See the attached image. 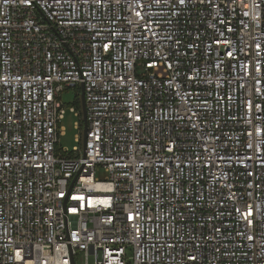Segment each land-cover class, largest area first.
Returning <instances> with one entry per match:
<instances>
[{
    "label": "built area",
    "instance_id": "obj_1",
    "mask_svg": "<svg viewBox=\"0 0 264 264\" xmlns=\"http://www.w3.org/2000/svg\"><path fill=\"white\" fill-rule=\"evenodd\" d=\"M80 258L264 264V0H0V264Z\"/></svg>",
    "mask_w": 264,
    "mask_h": 264
},
{
    "label": "rangeland",
    "instance_id": "obj_2",
    "mask_svg": "<svg viewBox=\"0 0 264 264\" xmlns=\"http://www.w3.org/2000/svg\"><path fill=\"white\" fill-rule=\"evenodd\" d=\"M81 98V88H69L67 91L61 94V101L66 105V113L64 119H62L61 125L64 128V134L60 137V148L65 149L68 152H73L75 148L83 147L84 140V125L83 116L77 115L75 111L71 110V106ZM81 112L80 109H77ZM81 122V128H78V124ZM78 135L81 136V141L78 139ZM78 264H84L82 258L79 259Z\"/></svg>",
    "mask_w": 264,
    "mask_h": 264
},
{
    "label": "water",
    "instance_id": "obj_3",
    "mask_svg": "<svg viewBox=\"0 0 264 264\" xmlns=\"http://www.w3.org/2000/svg\"><path fill=\"white\" fill-rule=\"evenodd\" d=\"M81 103H82L83 123H84L83 140L85 143L86 139H87L88 121H87V107H86V103H85L84 86L83 85L81 87Z\"/></svg>",
    "mask_w": 264,
    "mask_h": 264
},
{
    "label": "trees",
    "instance_id": "obj_4",
    "mask_svg": "<svg viewBox=\"0 0 264 264\" xmlns=\"http://www.w3.org/2000/svg\"><path fill=\"white\" fill-rule=\"evenodd\" d=\"M74 105L78 108V109H80V110H82V106H81V98H79L75 103H74ZM83 123V122H82ZM82 125V124H81ZM83 125H84V123H83Z\"/></svg>",
    "mask_w": 264,
    "mask_h": 264
},
{
    "label": "crops",
    "instance_id": "obj_5",
    "mask_svg": "<svg viewBox=\"0 0 264 264\" xmlns=\"http://www.w3.org/2000/svg\"><path fill=\"white\" fill-rule=\"evenodd\" d=\"M81 106H82V103H81Z\"/></svg>",
    "mask_w": 264,
    "mask_h": 264
}]
</instances>
